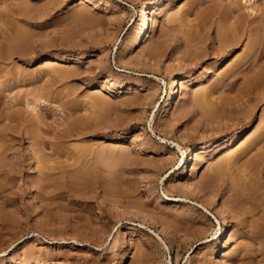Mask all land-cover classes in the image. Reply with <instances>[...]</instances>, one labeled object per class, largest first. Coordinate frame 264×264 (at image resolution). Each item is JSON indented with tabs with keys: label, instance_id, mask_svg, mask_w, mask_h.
Masks as SVG:
<instances>
[{
	"label": "rangeland",
	"instance_id": "rangeland-1",
	"mask_svg": "<svg viewBox=\"0 0 264 264\" xmlns=\"http://www.w3.org/2000/svg\"><path fill=\"white\" fill-rule=\"evenodd\" d=\"M145 1L0 0V264H264V0H162L120 60Z\"/></svg>",
	"mask_w": 264,
	"mask_h": 264
},
{
	"label": "bare ground",
	"instance_id": "bare-ground-1",
	"mask_svg": "<svg viewBox=\"0 0 264 264\" xmlns=\"http://www.w3.org/2000/svg\"><path fill=\"white\" fill-rule=\"evenodd\" d=\"M160 5H163L162 4V0H158V2L154 3L152 1H145L140 7H138L136 10H135V14H136V19L134 20V28H132V30L130 31L129 33V36L124 40V43L122 44L121 48H120V60L122 58V55L127 52V51H135L137 49H139L143 43H144V40L145 38L147 37V34L153 24V22H155L156 20V17H151L150 16V10L153 6L155 7H159ZM130 6V5H129ZM131 7V6H130ZM155 16V15H154ZM217 21V20H216ZM205 23V22H204ZM222 24V23H220ZM229 25H231L232 23H227ZM224 27H225V24H223ZM228 25V26H229ZM235 25V24H234ZM216 27H218L217 25H215ZM201 27V26H200ZM230 27V26H229ZM233 28V25L231 26ZM236 27V26H235ZM227 28V27H226ZM229 29V28H228ZM226 29V30H228ZM224 30V28H223ZM234 29H232L231 31L229 30V35L228 36H222V35H217L216 36V42L219 43L220 47H219V50H218V54H223L224 51H227V48H229L230 46H233V45H236L238 43L241 42V39H242V35H237L235 34V31L233 32ZM236 30V29H235ZM196 31V30H195ZM193 32V31H192ZM190 33V32H189ZM217 33V32H216ZM221 33V32H220ZM223 33V32H222ZM238 33V32H237ZM248 33V32H247ZM246 33V34H247ZM233 34V35H232ZM240 34V33H239ZM245 34V35H246ZM194 35V34H193ZM191 35V36H193ZM197 35V34H196ZM189 36V35H188ZM259 36V35H258ZM245 37V36H244ZM252 37V36H251ZM195 39V37H193ZM246 38L248 39L249 42H251V47H250V51L248 52V56L244 58V61H241L239 63H237V65L235 66V69L236 71L238 72V70H241V71H248L249 73V70L253 69L255 66L254 64H256V59L257 57L259 58V56L261 55V52L263 53L264 49H263V43H261V41L257 42V40L254 38H250V34L249 35H246ZM257 38V37H256ZM194 39H192L194 41ZM94 53L95 51H93L92 53L89 54V56H94ZM5 54V53H4ZM258 54H260L258 56ZM60 55H55L53 57V60H61V59H66V56H63L61 59L59 57ZM224 56V55H223ZM127 57V56H126ZM226 58V57H225ZM124 59V58H122ZM223 59V58H222ZM133 62V61H132ZM119 63V62H118ZM123 63V62H122ZM121 64V63H120ZM234 69V70H235ZM262 70V69H261ZM242 73V72H241ZM245 73V72H244ZM260 73V72H259ZM237 74V73H236ZM182 74H178L176 75L174 78H172L169 83L167 84L162 78H156V80L160 81L165 87L164 89V104H163V109L166 111L168 110L169 108H171L173 106V100L177 94V87L179 85V80L182 78L181 77ZM235 75V73H234ZM246 84V83H245ZM229 85V84H228ZM131 86H136L135 83H133ZM230 86H231V83H230ZM128 90H132L131 87L129 86L128 87ZM104 91V90H103ZM239 93L242 94V97H236L237 101L239 102L240 100H242V98L244 100H249L251 98V96L253 97H259L261 95L264 94V71L261 72L260 74H257L256 77L249 81L241 90H239ZM252 97V98H253ZM262 97V96H261ZM235 99V100H236ZM252 100V99H251ZM254 100V99H253ZM256 100V99H255ZM250 101V100H249ZM249 101H247L249 103ZM234 102V101H233ZM247 104V103H245ZM206 105V104H205ZM206 107V106H205ZM212 111V110H211ZM231 114V113H230ZM213 115V114H212ZM210 116V114H209ZM213 117V116H212ZM214 119V117H213ZM150 123H154V117L151 118V121ZM246 130H247V127L246 125L241 129L240 132L238 133H235L233 135L232 138H230L229 140V146H234L236 145L237 143H239V139L242 138L244 135H247L246 134ZM248 133V132H247ZM164 140V139H162ZM215 141V139H214ZM176 146L177 149L181 150V147L175 143L174 144ZM209 146V143H206L204 145H200L198 147H195V146H189L187 147V149L185 150V152L187 153V155L189 156V160H188V163H186V166L183 167V169L180 171V173L178 174V177L179 178H186L188 176V168H189V165L191 163V159L194 155V152L197 151V149H205ZM184 152V151H182ZM186 156V155H185ZM199 158V157H198ZM202 158V157H201ZM193 160V159H192ZM234 161V159H233ZM200 163H201V160L198 159V161L192 166V175L193 176H196L201 168H200ZM232 163V162H231ZM234 163V162H233ZM250 170V169H249ZM245 172V171H244ZM260 172V171H259ZM262 173V172H261ZM254 174V173H253ZM248 175V173L246 174ZM255 175V174H254ZM191 176V175H190ZM252 176V175H251ZM259 176V175H258ZM263 175H261L262 177ZM192 177V176H191ZM242 177V176H241ZM243 178V177H242ZM245 178V176H244ZM254 178V177H253ZM243 180V179H242ZM255 182V181H254ZM258 183V182H256ZM244 184V183H243ZM255 185V183H253ZM252 185V183H251ZM253 185V187H254ZM259 185V184H258ZM235 186V184H234ZM238 187V186H237ZM241 187V185H240ZM239 187V188H240ZM244 188V186H243ZM250 188V187H249ZM255 188V187H254ZM190 189V188H188ZM236 189V187H235ZM230 190V189H229ZM241 190L238 189V192L235 191V195L233 197V199H243V192L240 193L239 191ZM247 190V189H245ZM243 191V190H242ZM231 192V191H230ZM245 192V191H244ZM249 192V190H248ZM233 193V192H232ZM234 194V193H233ZM247 194V193H246ZM239 201V200H238ZM201 208L204 207V209L207 211V209L205 208V206L201 205ZM224 210V208H222ZM130 210V209H129ZM225 211V210H224ZM210 216H213L211 213H208ZM214 218V217H212ZM227 219H224L222 222L223 224H226L227 225ZM230 237H232V235H230ZM218 239V238H217ZM216 239V242H218V240ZM229 239V238H228ZM202 242V241H201ZM206 242V241H204ZM203 242V243H204ZM229 243V242H228ZM27 257V256H25Z\"/></svg>",
	"mask_w": 264,
	"mask_h": 264
}]
</instances>
